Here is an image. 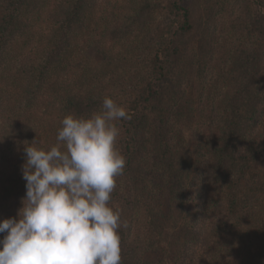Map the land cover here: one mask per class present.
<instances>
[{
  "label": "trees",
  "instance_id": "trees-1",
  "mask_svg": "<svg viewBox=\"0 0 264 264\" xmlns=\"http://www.w3.org/2000/svg\"><path fill=\"white\" fill-rule=\"evenodd\" d=\"M106 96L121 264H264V0H0V220L27 143Z\"/></svg>",
  "mask_w": 264,
  "mask_h": 264
},
{
  "label": "clouds",
  "instance_id": "clouds-1",
  "mask_svg": "<svg viewBox=\"0 0 264 264\" xmlns=\"http://www.w3.org/2000/svg\"><path fill=\"white\" fill-rule=\"evenodd\" d=\"M122 118L106 96L88 116L66 115L50 149L27 143L26 193L17 216L0 220V264H121V215L109 204L126 165Z\"/></svg>",
  "mask_w": 264,
  "mask_h": 264
},
{
  "label": "rangeland",
  "instance_id": "rangeland-1",
  "mask_svg": "<svg viewBox=\"0 0 264 264\" xmlns=\"http://www.w3.org/2000/svg\"><path fill=\"white\" fill-rule=\"evenodd\" d=\"M161 258L162 257L160 255H153V256L149 257V260L150 261H158Z\"/></svg>",
  "mask_w": 264,
  "mask_h": 264
}]
</instances>
